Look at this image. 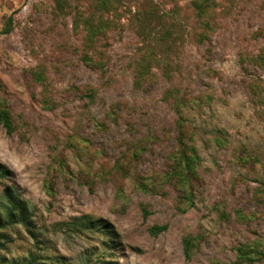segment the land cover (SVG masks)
<instances>
[{"label":"rangeland","instance_id":"rangeland-1","mask_svg":"<svg viewBox=\"0 0 264 264\" xmlns=\"http://www.w3.org/2000/svg\"><path fill=\"white\" fill-rule=\"evenodd\" d=\"M195 1L0 0V264H264V0Z\"/></svg>","mask_w":264,"mask_h":264},{"label":"trees","instance_id":"trees-1","mask_svg":"<svg viewBox=\"0 0 264 264\" xmlns=\"http://www.w3.org/2000/svg\"><path fill=\"white\" fill-rule=\"evenodd\" d=\"M195 8L198 11V16L203 17L206 13H207V0H199V1H195ZM9 31V29H6L5 33H7ZM10 204V211L8 214V217H12L13 216V211L17 209V203L16 201H9ZM20 220L25 222V220H23L22 215L19 216ZM165 230V227H155L153 229V231H155L156 233L162 232ZM23 264H33V259L31 258L27 263H23Z\"/></svg>","mask_w":264,"mask_h":264}]
</instances>
